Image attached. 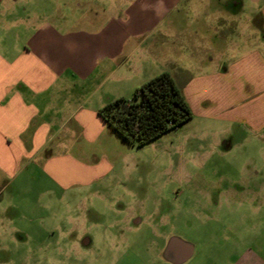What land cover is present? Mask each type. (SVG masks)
Masks as SVG:
<instances>
[{"label": "rangeland", "instance_id": "1", "mask_svg": "<svg viewBox=\"0 0 264 264\" xmlns=\"http://www.w3.org/2000/svg\"><path fill=\"white\" fill-rule=\"evenodd\" d=\"M61 1L29 0L22 8L40 11L39 17L42 9L48 11L47 21L60 31L90 33L111 21L101 12L89 19L90 8L116 7L119 41L146 47L127 60L125 45L115 59L116 71L92 73L102 79L87 81L88 107L100 99H129L163 71L178 85L195 76L203 52L185 36L175 38L184 29L224 30L231 46L223 58L228 54L233 60L253 49L264 54V36L249 17L264 10V0H78V10ZM259 84L264 86L263 80ZM67 146L69 157L95 166L99 177L90 185L57 182L42 161L57 158V164L65 150L54 147L49 156L42 151L39 162L29 163L13 180L0 179V222L32 231L37 243L57 241L70 229L76 248L68 264H143L146 253L160 252L159 241L148 243L153 232H164L166 242L177 236L196 246L184 264H264V127L253 131L243 122L192 111L190 119L143 145L129 143L104 123L95 140ZM138 219L141 224H134ZM63 245L59 239L52 247ZM126 247L129 254L123 253Z\"/></svg>", "mask_w": 264, "mask_h": 264}, {"label": "crops", "instance_id": "2", "mask_svg": "<svg viewBox=\"0 0 264 264\" xmlns=\"http://www.w3.org/2000/svg\"><path fill=\"white\" fill-rule=\"evenodd\" d=\"M27 1L0 0V179L5 176L13 180L29 163L38 161L42 151L51 155L56 147L66 153L63 151L57 164V158L43 160L45 171L63 184L90 185L99 177L96 167L69 157L66 149L69 144L80 146L86 140H95L105 123L97 111L103 99L88 107L85 85L88 80L99 83L102 74L106 76L116 71L119 66L115 59L125 45L128 47L127 60L146 47L124 45L119 41V30L114 26L116 7L90 8L89 19L96 20L101 12L111 20L104 26L94 27L90 33L64 32L47 21L51 17L48 11L42 9L43 17H39L40 11L22 8ZM61 2L69 9L72 5L73 10L80 7L78 0ZM125 2L128 4L132 0ZM249 17L256 20L253 26L264 36V10ZM223 31L195 28L175 34L178 41L181 39L178 36H185L186 42H191L190 45L203 52V56L197 57L199 67H196L195 76L183 85L174 80L192 111L206 112L226 122H243L251 130L258 131L264 127V118H261L264 86L259 84L261 80L264 82V54L253 49L233 60L228 54L223 58L222 54L231 46L228 33ZM215 35L220 37L215 38ZM95 71L101 76L92 77ZM3 188L0 187V197ZM43 230L49 234L48 229L43 227ZM31 232L10 222H0V264L47 261V264H54L55 258L56 264L59 260L61 264H68L71 249L76 248V244L70 242V229L62 230L58 236L64 244L62 249L52 247L58 241L54 238L42 239L38 244ZM51 232L54 234L55 229ZM153 238L148 243L159 241L160 252L158 255L146 253L143 264H184L196 254V246L180 237L171 236L166 242L164 232H153ZM83 243L89 244V239L85 238ZM125 249L123 253L131 252L129 247ZM235 264H242V260Z\"/></svg>", "mask_w": 264, "mask_h": 264}, {"label": "trees", "instance_id": "3", "mask_svg": "<svg viewBox=\"0 0 264 264\" xmlns=\"http://www.w3.org/2000/svg\"><path fill=\"white\" fill-rule=\"evenodd\" d=\"M98 114L121 138L143 145L190 119L192 110L173 76L163 71L138 86L131 98L104 103Z\"/></svg>", "mask_w": 264, "mask_h": 264}, {"label": "flooded vegetation", "instance_id": "4", "mask_svg": "<svg viewBox=\"0 0 264 264\" xmlns=\"http://www.w3.org/2000/svg\"><path fill=\"white\" fill-rule=\"evenodd\" d=\"M222 143L225 145L226 144V142L225 141H222L221 143H220V145H222ZM137 222H140V220L138 219V221ZM134 224H135V222H134Z\"/></svg>", "mask_w": 264, "mask_h": 264}]
</instances>
